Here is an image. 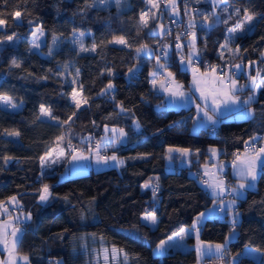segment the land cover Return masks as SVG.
<instances>
[{
	"label": "trees",
	"instance_id": "1",
	"mask_svg": "<svg viewBox=\"0 0 264 264\" xmlns=\"http://www.w3.org/2000/svg\"><path fill=\"white\" fill-rule=\"evenodd\" d=\"M227 1L240 9L241 17L245 9L254 15L251 30L232 40V47L241 50L234 60L257 62L264 71V0ZM157 2L165 20L170 7ZM146 5L145 0H128V6L117 11L114 7H99L91 0H0V19L5 21L0 28V94L19 104L14 110L0 104V200L16 196L22 210L31 213V220L21 221L25 229L17 249L29 256L30 264H194L197 254L193 234L187 236L186 248H169L161 256L153 252L158 242L190 226L194 217L215 199L194 170L208 160L210 146L221 149V158L232 160L233 153L243 150L249 137L264 138V89L252 103V117L236 119L231 113L224 114L216 125L197 131L191 130L192 107L166 106L158 84L155 88L151 84L153 79H159L158 73L150 75L156 71V57L161 56L186 87L190 76L180 67L179 51L167 41V32L152 33L140 28V14ZM198 5L204 13L213 11L209 2ZM16 11L21 12L20 18L15 17ZM194 18L198 25L197 49L207 45L196 59L199 66L223 64V58L230 56L225 51L221 58V45L229 37L227 27L219 24L202 30V16L196 13ZM149 22V28L153 27L154 21ZM33 26L44 29L45 43L40 51L29 52ZM74 29L76 34L85 33V47L97 44L95 52L80 51L79 43H73ZM13 34L15 44L7 40ZM113 36H124L131 47L107 43ZM164 40L170 45L166 59L159 54ZM141 44L150 45L153 54L137 55L135 48ZM13 61L21 67H11ZM134 64L137 68L129 73ZM68 69L76 73L79 70L80 93L88 99V104L79 110L69 95L72 85L65 75ZM110 81L115 88L101 94ZM119 102L131 111L116 115ZM40 105L49 108L56 119H36ZM73 111L76 115L72 121L62 124ZM133 121L139 122V129ZM105 126L120 127L127 133L124 142L111 148L125 159L124 165L89 168L65 179H59L65 162L42 168L39 158L55 146L56 137L63 135L64 148L69 139L84 148L87 146L82 144L89 145L94 136H101ZM13 131H19L20 136L7 135ZM84 137L91 139L85 141ZM168 146L192 149L190 165H178L181 156L173 153L176 167L167 169L163 154ZM196 149L200 150L199 156ZM144 154L151 155L131 159ZM4 156L14 159L4 164ZM157 177L160 190L154 201L151 189L143 185L150 178L151 183H156ZM44 183L52 186L53 195L40 202L37 189ZM237 211L236 236L226 244L224 259L234 258L235 264H264V167L256 186L237 198L233 212ZM149 213L157 216V225L142 219ZM229 214L226 211L222 218L207 217L200 225L199 237L223 243L233 225ZM113 246L129 254L126 262L123 253L113 259ZM246 247L259 250V260L245 254ZM104 249H108L107 260Z\"/></svg>",
	"mask_w": 264,
	"mask_h": 264
},
{
	"label": "snow or ice",
	"instance_id": "2",
	"mask_svg": "<svg viewBox=\"0 0 264 264\" xmlns=\"http://www.w3.org/2000/svg\"><path fill=\"white\" fill-rule=\"evenodd\" d=\"M97 3L103 5L105 4L106 0H96ZM117 4L120 3V0H116ZM147 5H150L149 11L151 9H159L160 5L157 2V0H145ZM196 4H200L203 2H209L213 6V11L211 13H204L199 8H191L189 5L188 0H185V15L188 17L187 24H186V30L183 34L178 33L176 35V49L179 51L181 50L185 45L181 43V35H185L190 37L187 40V47L190 49L187 58H185L183 55L180 56V63L182 65H187L188 67L192 68L193 73V79L192 83L196 86V90L200 93V98L204 101V107L201 108L200 105H197V111L198 114L200 112H203V118L200 121L201 125L206 124V122H211L212 124H215L217 122V113H222L225 111H237L240 113L241 116L244 115H252L253 111L252 109L248 108L247 106L256 102V93L253 92L252 95H249L247 98H245L242 102V106L240 104L241 98L236 95V92L239 90H243L245 88V85L238 84L237 80L230 74V73H221L217 74V70L219 68L218 65H211L210 71H205L203 73L199 72V69L196 67H192L193 60L199 59V55L201 51H204L207 49V45L204 46V49H197L196 48V40H197V21L194 18V14L199 13L202 16V20L200 21V27L202 30H208L212 27L224 24L228 25L229 20H231L233 17L230 15L228 19H221V16L216 12V8H218L221 4L224 3V0H194ZM165 6L170 7L171 14L175 16H179V7L177 0H164ZM88 7H91L92 5H87ZM228 8L225 7L223 9V12H228ZM235 13L237 16H239L240 9H235ZM16 18L21 17V12L16 11L14 13ZM160 13L154 12L152 13L151 19L157 20ZM140 28L141 29H149L150 32L156 33L157 30L161 34L165 31V25L163 24H157L151 28H149V18H148V12H141L140 14ZM175 22V21H173ZM5 24V21L3 19H0V26H3ZM254 26V15L249 12L248 9L244 10V15L242 19H237L232 26L227 28L228 33L230 34L229 37L225 40V42L221 45L222 49H228L230 41L237 36L238 34L244 33L245 31H250L251 27ZM170 32V29L168 30ZM74 33V40L73 43H79L80 51L81 52H88L92 51L95 52L97 49V44L94 42L91 46V48H87L84 46L83 39L85 37V33L79 32L76 34V30H73ZM139 35V32L137 33ZM32 42L31 46L29 47V52L35 49L40 48V37L44 35V30L42 27H38L37 29L33 30L32 33ZM90 35V34H89ZM15 37V34L12 36H8L7 40L12 41ZM56 43V37H53V44ZM109 44H115V45H122L125 47H131V45L128 44L127 40L124 36H113L111 40L107 41ZM105 42L101 41V46H104ZM163 49H165L163 53V57L166 59L168 56V52L166 51L169 45L165 44L161 46ZM147 51V54L151 56L153 54V49L148 44H141L139 47L135 48V52L137 55H139L142 52ZM230 54L233 57H239L241 55V50L239 47L235 49H229ZM244 51H247L246 49ZM52 50H49V55H51ZM262 56H264V53H261ZM221 58H223V52H221ZM157 65L159 68L166 69L167 64L160 63L161 56L156 57ZM255 63V62H250ZM11 67L14 68H20V63L13 61ZM67 67V65H65ZM230 68H235L237 70H240L242 68L241 63H237L234 65H230ZM137 68V65L134 64L132 67L128 69L129 73H133L134 70ZM51 71V70H49ZM108 73L111 75L112 70L108 69ZM77 77L79 76V70H77L76 73ZM152 76H156L157 72L153 71L150 73ZM260 78L261 81H264V76H261V73L257 71L255 76H249L248 81L251 84V87L254 90H259L264 88V82L258 83L257 78ZM45 79L47 77H44ZM76 83V78L74 77L72 80V84ZM151 84L153 88L159 84L160 88H163L165 91H167L171 96L173 97H183L185 93L181 91L180 89L183 87L179 83H177L174 79V74L172 72H167V77L163 80L157 81L156 79H153L151 81ZM80 88H83V85H80ZM115 88V85L111 83V81L105 86L104 89L101 90V94H106L107 92H110ZM71 97V100L74 104V107L76 110H79L82 105L88 104V99H80L78 98L81 93L77 91L75 87H73L72 92L69 94ZM111 99H115L114 96L111 97ZM22 103V101H21ZM0 104H3L6 108L16 109L19 107V105H16L12 103V97L2 95L0 94ZM223 106V108H222ZM118 107L120 111L116 113V115H119L120 113H128L131 110L126 109L123 107V103L119 102ZM209 107H211V114L209 112ZM76 115V112L73 111L71 115H69L68 119L65 121H62V124H69L70 121H72L73 117ZM111 116V114H110ZM41 117H50L51 119L55 120L56 117H54L51 113V110L49 108H46L44 105H40L39 109V115L36 117V119H40ZM95 123V122H93ZM136 128L139 129L140 125L138 121H133ZM195 123V121H194ZM109 132V129L107 126H105V133L106 135L102 137L100 140L96 141L95 146H90L88 148V151L90 154L95 155L96 163L97 164H108L110 161L114 162L113 166H122L125 164V159L120 158L116 155L115 151H113L112 155H101L100 149L102 143L107 141V146H115V144L120 143L123 138L127 137V133L124 131L123 128H112L111 133L112 135L109 136L107 133ZM9 137H19L20 133L19 131H13L10 133H7ZM85 141H88L91 139V137H84L82 138ZM259 139H264L261 137H258L257 135H254L252 137H249L248 140L244 141V151L240 152L237 150V152L233 153V159L231 161L234 174L239 177L238 184L236 186H232L230 188L231 193L237 194L239 196L244 195V192L242 190L246 189H252L255 187V181H257L258 178V168L260 166V162L262 158H264V143L257 146V144L254 141H257ZM64 137L63 135L56 137L55 146L49 148V150L41 156L40 163L42 168L49 166V161L51 160L53 163L55 160L53 159L54 154L57 157H63L65 155L64 147H62ZM67 147L72 150L71 152V160L72 161H82V160H88L90 156H86L84 154L83 150H78L71 142V140H68ZM195 154L199 156L200 150L196 149L194 150ZM193 150L189 148H179L175 146H168L166 151L163 154V158L167 160H172L173 153H179L181 157H187L190 153H192ZM209 152L211 153L212 157H216L220 154L221 149H218L216 147H209ZM151 154H144L139 157H132L131 159H146ZM12 159H14L11 156H4L3 162L4 164H8ZM225 162L219 161L216 164H212L211 169L208 167V163L206 162L204 167V175L208 177V179L203 180V184L207 186L209 189L212 190L214 196H221L225 191L229 190L228 186L226 185L225 178L221 175L223 173L225 168ZM151 179L149 182H146L143 185L144 189H151L153 200L156 201L157 199V193L160 190V185L158 183V177L156 179V183H151ZM51 185L48 183L42 184L40 189H37L38 195H39V201L40 202H46L49 200V198L53 195L51 192ZM66 199V197H65ZM94 199V198H93ZM7 202L9 204L15 205L16 207H21L19 204V201L16 196H10L7 198ZM216 200L214 199L213 204L216 205ZM236 204L235 199H230L226 202L224 200L219 201V210L220 211H227L233 208V206ZM216 209L213 208L212 211H215ZM0 212L10 214L8 212V208L6 206L5 200H0ZM232 215V224L233 228L230 231L229 235L225 237L224 243H218L215 245H208V250L210 251L213 247L217 253H220L221 255L226 254V244L228 243L229 239L231 238V235L233 232H235V224H236V218L239 216V212H233ZM205 216V213L201 212L196 219L193 221V227H196L202 220V218ZM142 219L149 224L155 226L157 225V216L154 213L145 214L142 216ZM31 220V213L24 214L21 212V215L11 218L7 221L0 220V244H2L5 249L8 252L7 260L0 261V264H17V249L23 234L24 229L19 226H14V221H22L27 222ZM9 229H11L10 235H11V241H9ZM197 233V253L198 256H202L205 253V248L203 246V242L199 240V229H196ZM188 233L185 229H181L179 233H176L175 236L179 237L181 240L184 238L185 235ZM173 237H168L166 240H161L156 245V251H159L161 254L166 251V248L170 247H176L177 245L169 243V241H172ZM105 252V260L108 259L107 253L108 249H104ZM117 253H123L124 261L126 262L129 258V254L125 252L124 249H117L115 246L111 249V254L113 259L116 258ZM138 255V254H137ZM20 260L24 261L25 264H30L29 262V256L27 254H24L19 257ZM55 264H62L61 261H56Z\"/></svg>",
	"mask_w": 264,
	"mask_h": 264
},
{
	"label": "rangeland",
	"instance_id": "3",
	"mask_svg": "<svg viewBox=\"0 0 264 264\" xmlns=\"http://www.w3.org/2000/svg\"><path fill=\"white\" fill-rule=\"evenodd\" d=\"M91 2L93 3V4H95V5H97V6H99V7H114V8H116V10L117 11H121V10H123L124 8H126L127 6H128V0H120V3L119 4H117V2H116V0H106V2H105V4H103V5H101V4H99V3H97L96 2V0H91ZM212 5V4H211ZM150 5H146V7H145V9L142 11V12H148V18L149 19H151V16H152V13H154V12H158V13H160V15L158 16V19L157 20H152V21H154V26L155 25H157V24H163V25H165V29H166V19L165 20H162V14H161V9H160V7H159V9H151V11H149V9H150ZM225 7H227L228 8V12H223V9L225 8ZM213 8V6H211L210 7V10ZM213 10V9H212ZM171 11V9L169 10V12ZM216 12L221 16V19L223 20V19H228L229 18V16L231 15L233 18L231 19V20H229V24L228 25H224V26H226L227 28L228 27H230V26H232V24H234L235 22H236V20L237 19H242V17L240 16V14H239V16H237L236 15V13H235V8H234V6L233 5H231V4H229L228 3V1L227 0H224V3L223 4H221L218 8H216ZM242 15V14H241ZM4 26V25H3ZM3 26H0V28H3ZM38 27H40V26H33L32 27V29H31V33H32V31L33 30H35V29H37ZM44 30V29H43ZM157 32L158 33H160L159 32V30H157ZM230 34L228 33V36H229ZM190 37H188V39H189ZM234 39V38H233ZM232 39V40H233ZM232 40L230 41V43H229V47H228V49H222L221 50V52H223V53H225V51H228L229 53H230V51H229V49H235V48H233L232 47ZM165 41V40H164ZM162 42V45H165V44H167V45H169L168 43H167V41H165V42ZM197 41V40H196ZM12 44H15L16 43V40L15 41H10ZM31 42H32V35H31V37H30V41H29V47L31 46ZM44 43H45V31H44V35L43 36H41L40 37V48L42 47V45H44ZM161 45V46H162ZM161 46L159 47V48H161ZM40 48L39 49H35V48H33V50L34 51H40ZM169 48H170V45H169V47L167 48V50L166 51H168L169 50ZM196 48H197V42H196ZM189 51H190V49L188 48V53H189ZM223 57H225V56H223ZM231 57V54H230V56H228V57H225V58H223L224 60V63L223 64H227L226 63V60H227V58L229 59ZM195 58H194V60H193V64H192V67H196V68H198L199 69V72L200 73H202V72H205V71H210L211 70V68H210V66L209 67H204V68H201L200 66H198L196 63H195ZM160 63H162V64H167V62L165 61V60H160ZM222 63V62H221ZM222 64V65H223ZM180 65V67L181 68H187L188 70H189V73H190V82H189V86L190 87H186L185 85H184V82H183V80H181V79H179L178 77H176V75H175V72L169 67V65H167V68L166 69H162V68H159L158 67V65H157V60H156V72L159 74V79H158V81H160V80H163V79H165L166 77H167V72H172L173 74H174V79H175V81L177 82V83H179L180 85H182L183 87L180 89L181 91H183L184 93H185V95L183 96V97H173V96H171L167 91H165L163 88H160L159 87V84H158V88L162 91V92H164L165 93V100H166V102L168 103V106H174V107H180L181 105L182 106H190V105H194V119H193V123H192V125H191V130L192 131H196L197 129H198V127L201 125V123H200V121L202 120V118H203V112H200L199 114H198V111H197V105H200L201 106V108H203L204 107V101L200 98V93H199V91H197L196 90V86L195 85H193V83H192V79H193V73H192V68L191 67H188L187 65H182L181 63L179 64ZM65 75L67 76V80H68V82L72 85V89H73V87H75L76 89H77V91L80 93V89H79V83H78V77H77V75H76V72L75 71H70L69 69L66 71V73H65ZM76 78V83L75 84H72V80H73V78ZM191 91H194V93H195V95H196V98H194L193 100H191V102H190V98H189V96H190V92ZM71 92H72V90H71ZM70 92V93H71ZM71 98V97H70ZM78 98H80V99H84L81 95L78 97ZM12 103H14V104H16V105H19V104H17V103H15L13 100H12ZM3 107H5L3 104H1ZM6 108V107H5ZM7 109H10V110H14V109H11V108H7ZM17 109V108H16ZM209 112H210V114H211V107H209ZM218 114V113H217ZM194 121H195V123H194ZM207 123V122H206ZM209 123V122H208ZM216 124V123H215ZM134 126H135V124H134ZM108 127V129H109V132L107 133V135H109V136H111L112 135V133H111V129L112 128H117V129H119L120 127H115V126H107ZM135 128H136V126H135ZM125 131V130H124ZM106 135V133H105V130H104V132L102 133V135L101 136H94L93 137V139L94 140H90V142H89V145H87V144H82V146L84 147V146H87V147H84V148H81V146H80V144H76V143H74V141H72L71 140V142L73 143V145L78 149V150H83L84 151V154L86 155V156H90V158L88 159V160H82V161H72L71 160V152H72V150L70 149V148H64V150H65V155L63 156V157H57L55 154H54V156H53V159L55 160V162L53 163L51 160L49 161V165L50 166H54V165H56V166H58L60 163H62V162H65V166L63 167V169L59 172V179H65V178H68V177H70L71 175H74V174H76L78 171L80 172V171H83V169L84 168H90V167H93V169H95V170H99V169H103V168H107V167H112L113 165H114V162H109L108 164H103V163H101V164H97L96 163V159H95V155L94 154H90L89 153V151H88V148L90 147V146H92V147H94L95 146V139L98 141V140H100L102 137H104ZM126 140V138H123L122 139V141L121 142H124ZM264 140V139H263ZM260 141V142H264V141ZM120 142V143H121ZM260 142H258V146L260 145ZM117 144H119V143H117ZM117 144H115V145H117ZM63 147V146H62ZM113 146H107V141H105L104 143H102V145H101V149H100V152H101V155H108V156H110V155H112V153H113V151L114 150H111V148H112ZM243 151H244V149H243ZM243 151H241V152H243ZM103 152H105L106 154H103ZM116 153V152H115ZM116 155L118 156V157H120V158H123L122 156H120V155H118L117 153H116ZM262 159H264V158H262ZM219 161H224L225 162V168H224V171H223V173H221V175L223 176L224 174H226V175H228L229 177H230V175L228 174V173H226V169H227V160L225 159V158H221V157H219V155L218 156H216V157H212V155H211V153L209 154V158H208V161H206L207 163H208V167L211 169V166H212V164H216V163H218ZM262 161V160H261ZM206 162H204V163H202L201 165H205V163ZM261 163V162H260ZM231 164V163H230ZM178 165H183V166H188V165H190V162H188L187 160L186 161H183V162H178ZM231 166H232V164H231ZM48 167V166H47ZM115 167H118V166H115ZM174 167H176V163H175V161L172 159V160H167V169H173ZM44 168H46V167H44ZM233 168V167H232ZM203 169H204V167H203ZM78 172V173H79ZM207 177V176H206ZM207 179H208V177H207ZM231 181H234V184H232L231 182H230V188L232 187V186H236L237 184H238V181H239V178H237V179H235V178H233V177H231ZM226 182V181H225ZM226 184H227V182H226ZM256 184H257V181H255V186H256ZM213 193V192H212ZM233 195H234V193H232V195H230V196H227L226 195V191L223 193V195H222V198L223 197H225V198H231V199H233ZM219 198V197H218ZM218 198H215V200H216V202H218L217 201V199ZM221 199V198H220ZM214 201V200H213ZM213 201H212V203L207 207V208H205V209H203L201 212H203V213H205V216L202 218V220L200 221V223L198 224V225H196V227H193V221L196 219V217L201 213V212H199L195 217H194V219H193V221H192V224H191V226H190V228L193 230L192 232L191 231H189V232H187V233H190L191 232V234H194L195 235V238H194V242H193V246H194V248H195V250L197 249V233H196V229L198 228L199 230H200V225H201V223L206 219V217H208V214L211 212V210H213V208H215V205L213 204ZM217 210L219 211V209L217 208ZM230 214L228 215V217L230 218V219H232V215H231V213H233V208L232 209H230V210H227ZM225 212L226 211H223V212H218L217 214L218 215H220V216H222V214L223 215H225ZM145 215V214H144ZM11 219V218H10ZM7 220H9V219H6V221ZM14 226H17L16 225V222L14 221ZM232 228H233V225L231 226V229H230V231L232 230ZM10 230V229H9ZM230 231H229V233H230ZM229 233H228V235H229ZM227 235V236H228ZM236 236V228H235V232H233L232 233V235H231V238L229 239V241L231 240V239H233L234 237ZM199 240L201 241V242H203V246H204V248H205V253H204V255H202V256H198V253H197V250H196V254H197V260H196V262L194 263V264H207V259L205 258V254H208V255H213V254H215L216 256L215 257H212V259H214L215 258V260H216V262H212V263H209V264H217V261L219 262V263H221L223 260H224V258H225V256L224 257H222L221 259L218 257V253L215 251V249H214V247L209 251L208 250V245H215V244H218V242H213V241H207V240H203V239H201L200 237H199ZM159 243V242H158ZM157 243V244H158ZM184 243H185V241L184 240H179L178 241V244L179 245H184ZM156 244V245H157ZM156 245L154 246V248H153V252L155 253V254H157V255H162V254H164L165 253V251L161 254L159 251H156ZM186 246V245H185ZM245 251L247 252V254H251V255H256V256H258L259 254H258V252H259V250H257V249H255V248H252V247H247V248H245ZM232 260V262H234L233 260H235L234 258H232L231 259Z\"/></svg>",
	"mask_w": 264,
	"mask_h": 264
},
{
	"label": "crops",
	"instance_id": "4",
	"mask_svg": "<svg viewBox=\"0 0 264 264\" xmlns=\"http://www.w3.org/2000/svg\"><path fill=\"white\" fill-rule=\"evenodd\" d=\"M146 53H147V51H145ZM264 53V52H263ZM234 58L235 57H233V56H231L229 59L227 58V60H226V63H227V65H228V68H227V72L226 73H230L236 80H237V82H238V84H240V85H245V88L243 89V90H239V91H237L236 92V95H238L240 98H241V100H240V104H241V106H242V102H243V100L245 99V98H247L249 95H252L253 94V92H255L256 93V98H258V96L260 95V93H261V91L264 89V88H262V89H259V90H254L252 87H251V84L249 83V81H248V77L251 75V76H255L256 75V73H257V71H259L260 73H261V76H264V71H263V69H261V65H259V64H257V62H255V63H252V64H250V63H248V62H243V61H241V60H234ZM261 62H262V65L264 64V56H262L261 55ZM237 63H241L242 64V68L240 69V70H238V75H234L233 74V70L235 69V68H230L229 66L230 65H234V64H237ZM201 67V66H200ZM255 67V68H254ZM201 68H204V67H201ZM252 68L254 69V71L252 70ZM183 69H186V70H188L187 68H183ZM188 72H189V70H188ZM203 73V72H202ZM241 75V76H240ZM189 76H190V73H189ZM240 76V77H239ZM189 82H190V80H189ZM257 82L258 83H262V82H264V81H261V79L258 77L257 78ZM190 87V86H189ZM158 90L160 91V92H162L159 88H158ZM163 94H164V96H165V93L164 92H162ZM240 95H242V96H240ZM189 98H190V102H191V100H193L194 98H196V95H195V93H194V91H191L190 92V96H189ZM257 100V99H256ZM165 104H166V106L167 107H174V106H168V103L166 102V100H165ZM180 107H192L193 108V112H194V105H190V106H180ZM248 108H250V109H252V110H254L253 111V113H252V115H244V116H241L240 115V113L239 112H237V111H225V112H222V113H218L217 114V122H216V124L218 123V121L220 120V117L222 116V115H224V114H228V113H231V116L233 117V118H236V119H239V118H243V117H252L253 115H254V113H255V108H254V106L252 105V104H250V105H248L247 106ZM174 108H179V107H174ZM222 108H223V106H222ZM194 119V118H193ZM193 123V122H192ZM216 124H212L211 122H207L206 124H204V125H200L199 127H198V129L200 128V127H203V126H213V125H216ZM197 129V130H198ZM196 130V131H197ZM262 141V140H261ZM264 141V140H263ZM255 143H256V141H254ZM264 143V142H263ZM260 144H262V142H260ZM241 151H243V150H241ZM240 151V152H241ZM189 156V155H188ZM188 156L187 157H179V162H183V161H188L189 162V159H188ZM219 157H220V154H219ZM208 161V160H207ZM176 163V162H175ZM231 163V162H230ZM228 164L227 163V169H226V173H228L229 175H230V177H233V178H235V179H237V178H239L238 176H236L235 174H234V171H233V168H232V166H231V164ZM264 167V159H262V161H261V163H260V166H259V168H258V174H259V172H260V170L262 169ZM90 168H93V167H90ZM197 168H199V169H201L202 170V172L204 173V169H203V165H200L199 167H197ZM89 168H84L83 169V172H85V171H87ZM206 179H207V177H206ZM204 187L209 191V193H211V195H214L213 193H212V190L211 189H209L207 186H205L204 185ZM247 190L248 189H246V190H242L243 192H244V195L246 194V192H247ZM223 195V194H222ZM222 195L221 196H215V198H218L217 199V203H216V205H215V211H212L211 210V212L208 214V217H220V218H222V217H224L225 215H223L222 214V216H220V215H218L217 213L220 211H218L217 210V208H218V205H219V201L222 199V200H224L225 201V204H226V202L228 201V200H230L231 198H225V197H223L222 198ZM244 195H242V196H244ZM238 197H241V196H239V195H237V194H234L233 195V199H235L236 200V204L233 206V210H235L236 209V207H237V198ZM221 198V199H220ZM6 202V206H7V208H8V212L10 213V214H6V213H3V212H0V220H3V221H6V219H10V218H15V217H17V216H19V215H21V212L22 213H24V214H27L25 211H23L22 210V208L21 207H16L15 205H12V204H9L8 202H7V200L5 201ZM21 206V205H20ZM220 212H222V211H220ZM207 218V217H206ZM16 222V221H15ZM191 226V225H190ZM190 226H184V227H182L181 229H185L186 230V232H189V231H193L191 228H190ZM181 229L179 230V231H177L176 233H179L180 231H181ZM10 232H11V229L9 230V236H8V239H9V241H11V235H10ZM191 232L190 233H188L187 235H185L184 236V238L182 239V240H184L185 241V243H184V245H179L178 244V241L179 240H181L179 237H177V236H175V234L176 233H174V234H172V235H170L171 237H173V240L172 241H169V243H171V244H175V245H177L176 247H170V248H186L187 247V240H186V238H187V236L188 235H192L191 234ZM194 235V234H193ZM169 236V237H170ZM194 238H195V235H194ZM167 239H168V237L167 238H165L164 240H166L167 241ZM224 243V242H223ZM186 245V246H185ZM247 248V247H246ZM169 248H166V251L168 250ZM165 251V252H166ZM244 253L245 254H247V252L245 251V249H244ZM25 253H22V252H20V251H18L17 250V253H16V255H17V264H25V262L24 261H22V260H20L19 259V257L20 256H22V255H24ZM258 256H256V255H251V254H247V255H250V256H252L253 258H255V259H257V260H259V258H260V256H261V252L259 251L258 252ZM216 255L215 254H213V255H208V254H205V258L207 259L206 261H207V264H209V263H212V262H216V260H215V258L214 259H212V257H215ZM7 257H8V252H7V250L5 249V247L2 245V244H0V261H3V260H7ZM232 259V258H231ZM223 260L221 263H219L218 261H217V264H235V260H233L234 262H232V260ZM30 262V261H29Z\"/></svg>",
	"mask_w": 264,
	"mask_h": 264
},
{
	"label": "built area",
	"instance_id": "5",
	"mask_svg": "<svg viewBox=\"0 0 264 264\" xmlns=\"http://www.w3.org/2000/svg\"><path fill=\"white\" fill-rule=\"evenodd\" d=\"M159 2H162L164 3V0H158ZM189 2V5L191 8H200V6L198 4H196L193 0H188ZM177 3H178V7H179V16H175V15H172L171 14V11L170 13L168 14V17L166 19V29H165V32H167V41L169 42V44H171L173 47L176 48V44H177V41H176V35L178 33H181L183 34L186 30V24H187V20H188V17L185 15V12H184V9H185V0H177ZM175 21V22H173ZM170 29V32L168 31ZM187 40H188V36H185V35H181V43H183L185 46L179 50V55H183L185 58L187 56V52H186V48H187ZM164 49L161 47L160 48V51H159V54H163L164 53ZM195 63L199 66V63L198 61L195 60ZM211 65H218L219 68L217 70V74H221V73H226L227 72V66L226 65H222V64H219L217 62L215 63H212V64H205V67H209ZM233 74L234 75H238V70L237 69H234L233 70ZM257 146H258V142L256 143ZM103 154H106L105 152H103ZM232 160L229 159L227 160V162H231ZM195 174H197L200 179L202 180H205V176L201 173V171L199 169H195L194 170ZM223 177L225 178V181L227 182V186L229 188V190L226 191V195L227 196H230L231 195V191H230V182L232 184H234V181H231V177H229L228 175L224 174ZM219 209V207H218ZM17 226L19 227H22L23 229H25V225L19 221L17 223ZM218 257L221 259L222 257H224L225 255H221L220 253L217 254Z\"/></svg>",
	"mask_w": 264,
	"mask_h": 264
}]
</instances>
